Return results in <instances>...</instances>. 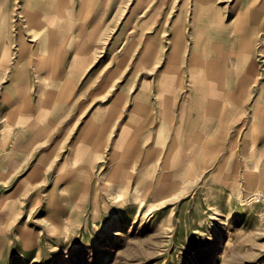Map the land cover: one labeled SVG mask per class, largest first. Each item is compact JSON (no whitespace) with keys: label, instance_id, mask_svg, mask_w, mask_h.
Returning a JSON list of instances; mask_svg holds the SVG:
<instances>
[{"label":"crops","instance_id":"1","mask_svg":"<svg viewBox=\"0 0 264 264\" xmlns=\"http://www.w3.org/2000/svg\"><path fill=\"white\" fill-rule=\"evenodd\" d=\"M202 182L264 187V0H0V234L97 185L141 211Z\"/></svg>","mask_w":264,"mask_h":264},{"label":"rangeland","instance_id":"2","mask_svg":"<svg viewBox=\"0 0 264 264\" xmlns=\"http://www.w3.org/2000/svg\"><path fill=\"white\" fill-rule=\"evenodd\" d=\"M218 189L202 182L182 199L160 207L147 201L141 211L139 200L123 202L121 188L105 185L61 209L40 203L44 214L60 213L55 222H64L36 236L0 234V264H264L261 207L249 204L251 193L236 197ZM6 204L0 201V221L10 223L16 212L11 216Z\"/></svg>","mask_w":264,"mask_h":264},{"label":"built area","instance_id":"3","mask_svg":"<svg viewBox=\"0 0 264 264\" xmlns=\"http://www.w3.org/2000/svg\"><path fill=\"white\" fill-rule=\"evenodd\" d=\"M249 204L259 205L261 212L258 214L259 220L264 221V189L251 193L247 198Z\"/></svg>","mask_w":264,"mask_h":264},{"label":"bare ground","instance_id":"4","mask_svg":"<svg viewBox=\"0 0 264 264\" xmlns=\"http://www.w3.org/2000/svg\"><path fill=\"white\" fill-rule=\"evenodd\" d=\"M57 7H58V6H57ZM57 7H55V8H57ZM55 8H53V9H55ZM60 10H61V9H60ZM39 17H40V16H39ZM39 17H38V18H39ZM41 18H42V17H41ZM58 32H59V31H58ZM58 32H57V33H58ZM46 37H47V36H46ZM58 38H59V37H58ZM45 39H46V38H45ZM30 41H31V40H30ZM42 54H43V52H42ZM138 180H139V179H138ZM163 203H164V202H163ZM142 205H143V203H140V204H139V206H142Z\"/></svg>","mask_w":264,"mask_h":264}]
</instances>
